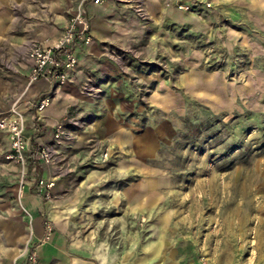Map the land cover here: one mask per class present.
I'll use <instances>...</instances> for the list:
<instances>
[{
	"label": "rangeland",
	"instance_id": "rangeland-1",
	"mask_svg": "<svg viewBox=\"0 0 264 264\" xmlns=\"http://www.w3.org/2000/svg\"><path fill=\"white\" fill-rule=\"evenodd\" d=\"M131 1L112 72L59 121L73 138L44 143L61 195L86 190L68 241L119 264H264V0Z\"/></svg>",
	"mask_w": 264,
	"mask_h": 264
},
{
	"label": "crops",
	"instance_id": "crops-1",
	"mask_svg": "<svg viewBox=\"0 0 264 264\" xmlns=\"http://www.w3.org/2000/svg\"><path fill=\"white\" fill-rule=\"evenodd\" d=\"M166 1L146 0L147 9L153 16L160 15L167 10ZM169 1L177 6V0ZM77 3L78 0H0V118L18 101L26 117L29 142L23 175L20 165L6 159L11 141L0 130V264H34L30 255L35 247L39 257L36 264H119L114 251L104 244L91 249L95 259H88L84 257L89 256L87 245L82 240L68 241L73 239L72 219L85 201L86 190L82 185L73 201H69L67 194L61 195L64 183H56L50 167L36 158L37 150L52 140L56 124L67 117L68 108L84 104L79 92L84 78L112 72L107 67L103 45L108 49V44L122 46L127 40L119 28L132 19V1L105 0L95 5L90 0L88 11L94 41L90 46L80 44L79 64L69 71L68 84L53 94L49 108L38 113L34 102L52 88L45 81L29 85L28 44L58 40ZM173 5L169 7L170 15L176 13ZM42 179L55 181L51 200L45 198L46 189L38 184ZM47 221L54 225L55 233L51 242L41 245ZM100 252L106 253V260L99 257Z\"/></svg>",
	"mask_w": 264,
	"mask_h": 264
},
{
	"label": "built area",
	"instance_id": "built-area-1",
	"mask_svg": "<svg viewBox=\"0 0 264 264\" xmlns=\"http://www.w3.org/2000/svg\"><path fill=\"white\" fill-rule=\"evenodd\" d=\"M105 0H93L95 5L103 4ZM90 0H78L76 10L68 21L63 34L56 41L45 42L33 41L30 43L27 55V63L30 66L28 75L29 85L45 81L51 85L52 91L43 94L33 107L38 113H43L49 108L54 100L53 94L69 82V71L74 70L79 64L77 49L80 44L90 46L93 41L92 27L89 20L88 4ZM177 7L183 11H191L192 7L185 0H177ZM139 12L142 14L144 9ZM0 130L7 133L11 141V152L6 159L16 162L22 168L23 175L27 166V152L29 142L26 136L27 122L24 113L19 108L18 101L15 102L8 114L0 118ZM74 133L67 129L63 123L58 122L53 132V141L61 142L73 138ZM36 158L47 167L55 165L57 160V149L52 144L42 145L36 152ZM24 177V176H23ZM39 186L46 189L45 198L52 199V189L55 181L40 180ZM52 223H46V233L43 243H49L54 237ZM37 253L33 250L30 261L36 262Z\"/></svg>",
	"mask_w": 264,
	"mask_h": 264
}]
</instances>
